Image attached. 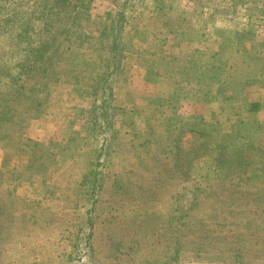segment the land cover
<instances>
[{
  "label": "rangeland",
  "instance_id": "374dc122",
  "mask_svg": "<svg viewBox=\"0 0 264 264\" xmlns=\"http://www.w3.org/2000/svg\"><path fill=\"white\" fill-rule=\"evenodd\" d=\"M120 1L0 0V264H264V0L125 9V50L109 79L116 139L86 212L91 138L81 144L80 114ZM55 40L63 46L48 70L25 78ZM19 69L40 90L13 100L8 77ZM182 122L220 147L240 129L234 144L259 175L217 173L214 152L173 171L167 150ZM185 132V147L204 136Z\"/></svg>",
  "mask_w": 264,
  "mask_h": 264
},
{
  "label": "trees",
  "instance_id": "16d2710c",
  "mask_svg": "<svg viewBox=\"0 0 264 264\" xmlns=\"http://www.w3.org/2000/svg\"><path fill=\"white\" fill-rule=\"evenodd\" d=\"M142 0H121L118 3V11L114 13L116 15L112 18L110 22L109 28H107V33H105V36L107 38L106 43V54L104 56V63H102L101 69L96 74V79L92 78L91 82L89 84L91 91L89 93L91 94V103L86 108L85 116L84 114H80V119H82L81 125L83 126V130L85 132L84 136L82 138L81 144H85L89 138H91L90 142V148H91V157L88 162L89 167L87 169V180L88 185L86 186V195L87 199L90 202L89 207L86 208V212H91V210L94 208L96 197L95 193L98 192L103 187V181H102V175L101 171L99 169L100 166V158L101 155L104 153H107L110 151V146L112 143H114V140L116 139L115 132L113 129V116H114V106H113V91L112 86L109 83V79L112 76V74L120 69L121 61L123 57V52L125 50L124 45L122 44V33L125 28V9L129 8V6H132V4H137ZM73 9L80 10V8L84 7V5H73ZM110 14V12L108 13ZM48 23V22H46ZM70 27L73 25L71 22L66 24ZM63 24L62 30L60 31H68L67 26ZM47 28V27H46ZM103 32V31H102ZM104 34V32H103ZM44 45V42L42 43ZM62 43L60 41L55 40V42L52 44L51 49L48 50L45 47L44 51L37 52L39 54L38 59V65L33 64H27V69L25 70V78L33 77L34 73L37 69L42 68L45 70L49 67L50 62H53L51 55L54 53H57L59 51V48L62 47ZM55 47V48H54ZM67 49V47H65ZM63 49L60 51L62 52ZM36 54V53H35ZM45 57L47 59H45ZM49 63V64H48ZM39 66V67H38ZM22 71V70H21ZM15 70L14 75L9 74L8 80H12L11 83L17 82V86L9 89L8 94L11 99L18 100L22 99L23 96H27V92L32 94L38 93L37 90H40L39 84H31L28 85L20 82V80L23 78L22 72ZM7 74V71L6 73ZM30 85V86H29ZM11 88V86L9 85ZM167 105H174L175 103L173 100H168L166 102ZM158 111H161L159 108ZM182 119V117H180ZM200 119L203 120V118ZM181 121V120H180ZM185 126V127H184ZM183 127V128H182ZM180 129V137L173 138V146L168 148V154H170V157L172 158V167L173 171L180 170V175H185L188 169L190 168L191 159L196 156H210L211 152H214V158H217V161L215 159H212L215 161L214 164V170L218 168L216 171L217 173L223 174L225 176L228 175H236L238 177L240 176H258L259 173L256 172V169L252 168L253 160L249 157L248 153L244 152V148L235 145L234 144V137H242L245 135V133L241 132L238 128H231L232 131L229 137L226 139L228 144H232L234 146V149L230 152H227V157H222V153L224 152L225 148L228 146V144H224L222 147H220L218 144L211 145L210 142L212 141V136L210 131L205 132L204 128L199 127H188V125L185 124V122H182L179 125ZM191 133L193 131L198 136H203V138L197 137L193 141V144L189 147H185L180 145V140L182 138L181 134ZM106 132V134L104 133ZM189 133V134H190ZM177 134V133H172ZM106 135V136H105ZM226 138V137H225ZM222 139V138H221ZM225 140L224 138L222 139ZM223 144V143H221ZM222 151V152H221ZM219 154V156L216 157V154ZM254 154V153H253ZM190 165V166H189ZM174 166V167H173ZM182 176V175H181ZM116 185V183H115ZM120 186V185H119ZM211 195V191L207 192L206 195ZM205 195V194H204ZM205 198H207L205 196ZM193 201V202H192ZM190 203L194 205L196 202L195 200H192ZM197 203V202H196ZM89 224H91V219L87 220ZM90 235V231L88 232ZM88 246L90 247V243L88 241Z\"/></svg>",
  "mask_w": 264,
  "mask_h": 264
}]
</instances>
